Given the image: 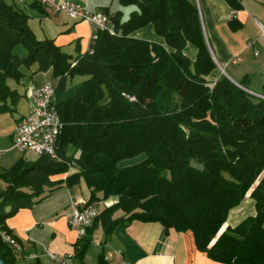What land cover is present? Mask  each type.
<instances>
[{"label": "trees", "instance_id": "1", "mask_svg": "<svg viewBox=\"0 0 264 264\" xmlns=\"http://www.w3.org/2000/svg\"><path fill=\"white\" fill-rule=\"evenodd\" d=\"M225 1L240 7L239 0ZM119 3L136 7L126 20L113 15L119 33L98 32L72 59L52 40L34 37L18 3L0 0V113L15 109L18 94L7 81L21 80L20 67L51 69L56 91L68 77L84 76L74 95L56 103L62 122L56 157H20L0 168V259L16 262L17 252L1 237L19 243L7 218L82 179L88 202L115 201L76 242L81 264L98 225L108 237L132 220L159 222L165 233L189 230L196 248L217 262L264 264V85L257 96L214 73L194 0ZM148 24L165 46L130 36ZM187 43L196 48L193 60L183 52ZM18 45L25 56L14 52ZM140 154L142 160L118 165ZM249 191L255 215L225 226ZM97 264H108L103 252Z\"/></svg>", "mask_w": 264, "mask_h": 264}, {"label": "crops", "instance_id": "2", "mask_svg": "<svg viewBox=\"0 0 264 264\" xmlns=\"http://www.w3.org/2000/svg\"><path fill=\"white\" fill-rule=\"evenodd\" d=\"M14 1L27 12L28 26L37 40H52L72 59L88 50L91 39V27L88 22L71 18L62 12H53L38 2L32 5L33 0ZM57 1L79 2L92 9L103 8L111 15L119 13L121 21L126 20L130 11L136 8L134 5L122 7L118 0ZM194 2L199 11L208 50L217 66L214 73L223 74L249 93L261 96L264 85V36L261 35L259 26H264V0H239L240 7L237 9L231 8L225 0ZM130 36L165 46L164 39L155 33L152 24L133 31ZM19 48L20 51L24 47ZM19 51L15 53L19 55ZM183 52L192 60L196 56V48L190 43L186 44ZM35 68L36 64L30 68L20 67L23 73L21 80L7 81L9 87L18 94V99L12 112L0 113V156L11 148L16 149L12 142V132L16 121L28 111V90L43 84L56 87L57 78L53 76L51 69L32 73ZM83 79L84 76L80 75L68 77L65 88L59 95H56L55 90L53 95L55 103L74 95ZM241 83L245 86H241ZM3 114L10 115L5 118ZM70 152L72 148L69 149ZM65 176L66 174H63L59 177ZM83 184L79 181L72 187L61 185L50 196L31 208H21L6 219L7 226L19 239L21 247L16 251L15 264H53L46 251L66 253L65 251L76 244L80 237L76 230L68 225L65 214L70 210V199L74 195H78L80 206L88 202L89 189L85 183ZM114 201V197L108 200L109 203ZM253 215L255 205L249 191L245 199L229 211L225 226L233 227L245 217ZM93 231H98L99 236L104 238L106 250L102 249L101 244L97 246L102 249L101 252L104 253L108 264H117L120 260L129 264H225L212 260L204 252L199 251L194 244L191 231L170 229L165 233L159 222L132 220L126 226L117 227L108 237L100 225ZM99 250L98 248L95 250V260H92L88 247L84 263L89 264L91 260L97 264ZM118 250L120 255L116 253ZM34 254L37 258L31 257ZM74 260L70 264H78Z\"/></svg>", "mask_w": 264, "mask_h": 264}, {"label": "built area", "instance_id": "3", "mask_svg": "<svg viewBox=\"0 0 264 264\" xmlns=\"http://www.w3.org/2000/svg\"><path fill=\"white\" fill-rule=\"evenodd\" d=\"M37 2L53 12H62L71 18L88 22L91 27L90 41L95 39L100 31L111 35L119 33L113 21V15L103 8L92 9L74 1L37 0ZM259 29L261 35L264 36V26L260 25ZM54 92L55 87L51 84L35 86L28 90V111L16 121L12 132L13 146L20 152L31 151L36 155L47 154L56 157L57 138L62 122L53 98ZM69 204L70 210L65 214V218L68 225L76 230L79 237H82L86 234V229L93 224L102 207L110 203L93 200L80 206L78 195H74ZM1 237L15 251L20 250V244L13 237L6 233H1ZM116 253L120 255L119 250ZM46 255L53 264H70L74 260V256L69 254L59 255L46 251ZM31 257L37 258V255L34 254ZM117 264L129 263L120 260Z\"/></svg>", "mask_w": 264, "mask_h": 264}, {"label": "rangeland", "instance_id": "4", "mask_svg": "<svg viewBox=\"0 0 264 264\" xmlns=\"http://www.w3.org/2000/svg\"><path fill=\"white\" fill-rule=\"evenodd\" d=\"M118 2H119V0H118ZM120 4V3H119ZM121 5V4H120ZM122 7H124V5H121ZM21 46V45H20ZM19 45L18 46H16L15 48H14V52H16L17 53V51H19L18 49H21V48H19L20 47ZM21 47H23V46H21ZM19 55L20 56H25L26 54H27V49H24V48H22V50H20L19 52ZM75 82V81H74ZM59 93H61L59 90H57L56 91V95H59ZM9 115L10 114H3V116L5 117V118H8L9 117ZM17 156H21V157H24L25 159H33V158H35L36 157V154H34L33 152H31V151H25V152H23V153H20V152H18L16 149H13V148H11L10 149V151H8L7 153H5L4 155H2V156H0V168L1 169H6V168H8L9 166H12L13 164H14V161L16 160V158H18ZM145 157V155L144 154H140V155H138V156H136V157H134V158H128V159H125V160H122V161H120L119 162V166H127V165H131V164H134V163H136V162H138V161H140V160H142L143 158ZM19 159V158H18ZM17 159V160H18ZM16 162V161H15ZM81 181V183L83 184L84 183V181L81 179L80 180ZM2 182L0 181V186H2ZM84 185V184H83ZM107 203H109L108 202V200L106 201ZM105 203V202H104ZM104 204H102V206H103ZM101 234H102V231H101ZM101 242V243H100ZM98 244H101L102 246V249H104V251L106 250L105 249V243H104V238H103V236H99V232L98 231H93V233H92V240L89 242V244H88V246H87V248L88 247H90V252H89V254L91 253L92 254V260H95L94 258H95V250L98 248V249H100L99 250V253L101 252V248L99 247V246H97ZM75 245L73 246H71V248L70 249H68L67 251H65L66 253H58L57 251H54V250H49V252H52V253H56V254H59V255H66V254H69V255H72V256H74V258H75V260H74V262H76V263H81L80 262V260L75 256ZM89 264H94V263H92L91 262V260H90V262H88Z\"/></svg>", "mask_w": 264, "mask_h": 264}, {"label": "water", "instance_id": "5", "mask_svg": "<svg viewBox=\"0 0 264 264\" xmlns=\"http://www.w3.org/2000/svg\"><path fill=\"white\" fill-rule=\"evenodd\" d=\"M191 166L195 168L202 169L201 165L195 164L193 161H191ZM0 264H3V261L0 259Z\"/></svg>", "mask_w": 264, "mask_h": 264}]
</instances>
